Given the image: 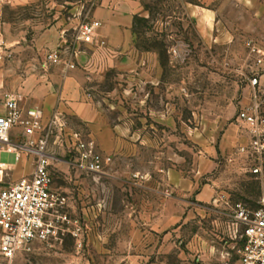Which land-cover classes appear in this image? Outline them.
I'll return each instance as SVG.
<instances>
[{"label": "rangeland", "instance_id": "obj_1", "mask_svg": "<svg viewBox=\"0 0 264 264\" xmlns=\"http://www.w3.org/2000/svg\"><path fill=\"white\" fill-rule=\"evenodd\" d=\"M102 1L0 5V98L30 76L65 68L52 62L58 53L76 63L85 99L116 141L100 174L77 170L73 148L56 149L55 187L71 222L16 264H238L234 207L257 208L264 195V177L236 155L234 140L249 78L259 73L264 85V61L252 52L264 57V0H134L133 60L79 40ZM72 123L98 146L88 126ZM10 181L0 162V189Z\"/></svg>", "mask_w": 264, "mask_h": 264}, {"label": "built area", "instance_id": "obj_2", "mask_svg": "<svg viewBox=\"0 0 264 264\" xmlns=\"http://www.w3.org/2000/svg\"><path fill=\"white\" fill-rule=\"evenodd\" d=\"M8 0H0V5ZM102 26L99 20L85 22L79 29V40L93 44ZM257 63L263 64V53ZM53 64L74 69L76 63L52 55ZM249 100L241 107L237 125L241 135L236 155L257 177H264V85L259 73H254L248 83ZM6 113L0 115V151L15 153L34 159V172L0 189V264H16L17 257L31 249L36 242L57 239L63 226L70 223L68 198L56 187L53 163L58 159L56 149L69 146L75 152L74 167L85 173L100 174L111 163L112 156L103 153L81 132L73 130L61 115L54 114L45 120L41 108L26 111L20 99L6 94ZM21 128L22 140L13 142V131ZM257 208L243 203L234 207L230 229L235 239L242 242L238 264H264V195ZM76 234V233H74Z\"/></svg>", "mask_w": 264, "mask_h": 264}, {"label": "crops", "instance_id": "obj_3", "mask_svg": "<svg viewBox=\"0 0 264 264\" xmlns=\"http://www.w3.org/2000/svg\"><path fill=\"white\" fill-rule=\"evenodd\" d=\"M204 6H209L217 0H198ZM204 6H197V13L204 18L210 19V12ZM134 0H103L102 4L94 11V18L102 22L98 36L92 45L97 53L107 52L111 55H122L125 59L135 58L134 50V22L137 10ZM83 82L80 75L72 69L63 66L42 74L33 75L22 81L17 93L20 105L24 111L32 108H41L45 113V120L54 114L64 117L70 126L79 130L73 120L78 121L84 127H89L92 137L96 140V146L102 152L109 153L116 148L114 130L102 123L100 114L93 108L91 103L85 99ZM8 94V93H7ZM10 94V93H9ZM5 96L0 98V115L6 113ZM22 129L13 131V142L19 143L22 140ZM236 140L240 137L236 136ZM233 142V143H235ZM95 144V143H94ZM7 151H0V162L4 163L11 170L12 181H18L23 177H30L34 172V159L22 155L17 160L15 153L14 161H1Z\"/></svg>", "mask_w": 264, "mask_h": 264}]
</instances>
